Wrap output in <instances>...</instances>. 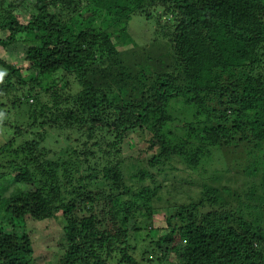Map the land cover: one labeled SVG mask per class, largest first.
<instances>
[{"label": "trees", "instance_id": "trees-1", "mask_svg": "<svg viewBox=\"0 0 264 264\" xmlns=\"http://www.w3.org/2000/svg\"><path fill=\"white\" fill-rule=\"evenodd\" d=\"M18 46L0 264H32L45 220L40 264H264V0H0V48Z\"/></svg>", "mask_w": 264, "mask_h": 264}, {"label": "rangeland", "instance_id": "rangeland-1", "mask_svg": "<svg viewBox=\"0 0 264 264\" xmlns=\"http://www.w3.org/2000/svg\"><path fill=\"white\" fill-rule=\"evenodd\" d=\"M88 1L89 0H82V3H84V5L85 4L87 5ZM90 5H93V3H90ZM16 13L19 16L20 20L23 21V22H25L28 19L29 12L26 9L21 8ZM102 18L107 21L106 17H102ZM108 23L111 24V21L110 22L108 21ZM95 24L98 25L97 22H95ZM155 29H156V27H155L154 21L147 20L142 15H134L132 20L129 23V31L132 34L135 42L139 45V47L145 46L147 48L146 51L147 52L150 51L151 55L155 57V60H157V59H159L158 58L159 54H161V52L163 51V47L160 49V48H156V47H152L151 46L152 44L150 42L152 40L154 41V38L156 37ZM23 37H24L23 35H19L18 38H19V40H22ZM164 45L165 44H163V46ZM15 48H18V49H16V51L17 50H22L23 46L12 47L11 53L8 50H4L3 48H0V56L1 57H5L6 59H8V61H11V60L13 61L16 58V54L14 53L15 52L14 51ZM7 52H9V53H7ZM5 110L6 109L4 108L3 111H5ZM8 117L10 119H12V120H15V121L18 120L19 124H22L25 121L24 117L21 116L19 111H16V110H14L13 112H10L8 114ZM142 139H143V136L140 134V132L135 133L133 138L128 140V144H125V150L124 151L128 152L130 150V148H134L135 146L140 145L139 143L142 141ZM51 146L52 145L48 146V148L51 147ZM163 179L164 178L162 177V180ZM168 179L172 180V177H168ZM155 218L158 221L157 225H164V223H163L164 222L163 221L164 215H163L162 211L158 212L156 214ZM46 222H47L46 220L45 221L35 222V225H37V228H38V232L33 234L34 238H35V252H34V255H33L32 264H40V262H38V261H42L40 259V256H41L40 251L42 250V249H40V246H43L45 248L44 250L46 252H49V250H46L47 249L46 243L50 242L51 239H55L54 236L47 237L42 232H39V231H41L39 229H42ZM39 233H42V234H39ZM50 237H52V238H50ZM137 256L139 258L141 257L140 256V250H138ZM43 257H44V255H43ZM172 260H175V257H172ZM45 264H48V263H45Z\"/></svg>", "mask_w": 264, "mask_h": 264}]
</instances>
